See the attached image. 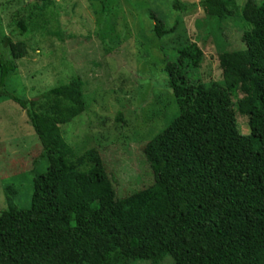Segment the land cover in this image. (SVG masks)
Segmentation results:
<instances>
[{
  "label": "trees",
  "instance_id": "16d2710c",
  "mask_svg": "<svg viewBox=\"0 0 264 264\" xmlns=\"http://www.w3.org/2000/svg\"><path fill=\"white\" fill-rule=\"evenodd\" d=\"M230 5L233 0L198 2L216 20L232 15ZM170 6L181 12L196 4L171 0ZM239 14L247 27L240 36L244 48L217 55L221 83L188 79L203 58L195 42L177 48L165 64L178 112L145 145L153 184L121 201L94 150L83 156L86 170L65 158L58 126L84 110L80 82L41 94L50 103L28 116L47 164L31 179L26 208L13 206L6 194L0 264H113V253L150 264L165 256L174 264H264V0H246ZM150 18L157 38L173 31ZM16 25L21 35L24 21ZM0 48L12 59L26 53L23 42L6 36ZM13 70L0 53V97L21 108L34 105L6 90ZM236 113L246 117L247 134L237 130Z\"/></svg>",
  "mask_w": 264,
  "mask_h": 264
},
{
  "label": "rangeland",
  "instance_id": "374dc122",
  "mask_svg": "<svg viewBox=\"0 0 264 264\" xmlns=\"http://www.w3.org/2000/svg\"><path fill=\"white\" fill-rule=\"evenodd\" d=\"M245 1L233 0L232 15L216 20L205 15L199 0H179L196 4L181 12L171 8V0H0V39L26 47L20 59L0 48L14 64L4 86L18 98L35 100L21 108L0 97V211L7 208L8 191L13 206L29 205L31 179L47 162L28 114L50 103L41 94L72 79L80 82L84 110L58 126L67 162L86 170L85 153L94 150L119 201L150 187L145 145L178 112L165 64L174 61L177 48L195 42L203 58L188 79L206 86L221 83L217 55L244 48L240 36L247 27L239 11ZM151 15L173 31L157 38ZM18 20L25 25L21 35ZM236 127L247 134L246 117L236 113ZM112 259L113 264H150L121 260L115 253ZM160 264L174 263L165 256Z\"/></svg>",
  "mask_w": 264,
  "mask_h": 264
}]
</instances>
